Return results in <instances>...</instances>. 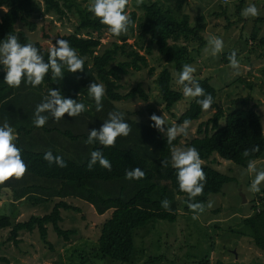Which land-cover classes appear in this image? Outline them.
Returning <instances> with one entry per match:
<instances>
[{
	"label": "trees",
	"instance_id": "1",
	"mask_svg": "<svg viewBox=\"0 0 264 264\" xmlns=\"http://www.w3.org/2000/svg\"><path fill=\"white\" fill-rule=\"evenodd\" d=\"M240 1L244 3V0ZM42 5L44 13L55 14L58 19L67 14L77 17L75 32L63 34L57 39H66L70 46L78 50L85 61L84 70L68 73L65 68L62 78L49 71L36 87L25 83L23 79L19 87H10L4 83V72L0 70V123L7 121L17 132L16 144L21 148L22 159L27 165L22 177H12L0 184V200H21L35 207L59 199L49 213L15 223L16 205L7 203L10 215L0 217V231L10 228L7 240L17 244L19 232H31L37 228L40 238L46 241L47 225L50 224L58 237L69 242L76 231L63 230L59 226L62 221L60 211L79 209L66 204L63 199H80L89 203L98 216L111 211L100 226L95 253L103 260L130 264L135 256L134 234L138 228L156 220L175 222L180 215L179 208L184 212L192 211L185 202L187 194L178 189L175 169L168 163L171 148L177 146L179 140L176 138L169 144L162 132L150 127L149 119L144 122L125 116L131 131L127 136H118L112 146L86 143L88 131L93 128L99 130L108 112H121L117 103L135 99L143 102L149 100V94L142 83H137L123 94L120 82L130 71L147 68L149 74H155L157 67L149 66V58L160 66L154 84L164 104L163 109L175 117L171 109L184 96L181 90L173 89L172 73L178 75L183 64H191L188 45L198 41L199 47H202L205 40L198 25L190 26L188 18L176 15L169 6L158 0L140 4L143 20L136 27L138 14L129 11V0L126 11L133 24L126 33L115 36L116 41L99 51L102 36L108 32L107 26L99 23V19L89 11L88 5H82L76 0H42ZM0 7L7 9L0 17V39L6 38L8 34L16 35L19 42L34 44L47 60L49 48L33 42L24 31L16 29L20 24L30 32L36 30L37 25L32 21L35 1L0 0ZM220 9L219 14L225 15L226 7ZM255 22L264 23V17L256 18ZM81 32H86L90 37H82ZM129 36L134 38L131 44L128 43ZM249 38L252 41L259 40V45L264 46V37H260L258 27H253ZM55 40H52L53 44ZM235 52L239 59L241 51ZM230 53L222 52L218 55L223 65H229ZM195 79L206 92L212 94L214 103L211 108L215 110L208 120L199 124L197 136L188 144L198 149L205 172L204 190L193 198V202L205 203L210 195L220 193L224 185L234 181L228 174L212 167L214 155L246 169L249 160L257 161L264 157V130L257 106H249L246 101H242L243 107L226 112L217 104V90L211 85L210 79ZM91 82L103 83L105 86L99 111L88 95L87 87ZM57 88L63 96L90 105L89 109L74 117H68L65 113L58 121L49 116L43 127H36L33 123L35 106L47 95L49 89ZM153 113L154 109H149V114ZM201 114L202 109L193 98L178 117L177 123L182 124L184 120L191 123L198 120ZM254 146L258 150L252 152ZM95 149H101L109 159L110 170L98 164L91 169L87 167L90 153ZM245 149L249 150L248 156L243 155ZM47 151H51L54 156H61L65 166L59 167L55 162L49 164L44 160ZM136 167L144 171V177L127 179L125 171ZM253 197L251 212L242 219V224L249 231L253 246L264 253V188L254 193ZM164 199L169 201L167 210L161 206ZM1 245L0 241V248ZM0 261L8 263L1 257Z\"/></svg>",
	"mask_w": 264,
	"mask_h": 264
},
{
	"label": "rangeland",
	"instance_id": "2",
	"mask_svg": "<svg viewBox=\"0 0 264 264\" xmlns=\"http://www.w3.org/2000/svg\"><path fill=\"white\" fill-rule=\"evenodd\" d=\"M34 1L35 13L32 21L37 25L36 30L30 32L20 24L16 26L17 30L24 31L33 42H38L45 48L51 47L53 39L75 32L77 26L75 15L67 14L58 19L55 14L43 12L42 0ZM76 1L88 6L91 3V0ZM147 1L150 0H130L129 11H136L138 14L136 27L143 20L140 4ZM158 1L169 6L176 15L188 18L190 26L198 25L205 45L199 47L198 41L188 45L192 58L191 65L197 70L196 77L201 79L210 77L211 85L217 90V104L226 112L243 107L242 101H246L249 106H257L256 110L261 115L264 130V46L259 45V40L252 41L249 38L255 26L260 29V37H264V23L255 22L256 18L264 17V0H244V4H241L240 0H228L226 3L222 0ZM249 3L257 5L258 16L245 18L241 15L243 8ZM222 7H226L225 15L219 14ZM6 10L0 7V17ZM209 34L222 38L224 48L220 53L241 51L238 59L241 65L239 74H234L229 65L221 63L218 56L220 53L215 57L210 55L207 47ZM80 35L88 36L86 32H81ZM133 39L129 36L128 43L131 44ZM116 40L111 33H104L99 51ZM149 66L157 67L155 74H149L145 68L141 71H130L120 81L123 94L137 83H142L149 94V100L143 102L135 99L117 103L116 106L129 119L146 122L150 116L149 109H154L158 116L164 117L165 126L180 125L177 119L193 98L184 96L183 100L171 109L175 117L165 112L154 84L160 66L151 58ZM172 76L173 89L181 90L176 84L177 74L173 72ZM214 112L211 107L209 110H202L199 119L189 124L187 134L177 136L179 142L176 147H187L190 140L197 136L199 124L208 120ZM213 159L215 161L212 167L228 174L234 181L224 185L220 193L208 197L203 203L205 209L197 219L192 218L193 211L184 212L179 208L180 215L175 222L156 220L138 228L134 234L135 256L130 264H264V253L253 246L249 231L242 224V219L250 214L253 206L251 201L255 198L254 193L249 191L251 177L246 169L230 161H225L217 155H214ZM255 163L257 168H264V157ZM178 199L182 200L181 197ZM58 201L59 199H53L49 203L35 207L20 202L17 204L19 206L14 223L27 221L31 216L41 217L49 213ZM63 201L79 209L60 211L62 221L59 222V226L63 230L76 231V234L70 237V241L65 242L58 237L50 224L47 225L46 241L40 238L38 229L34 228L31 232H19L16 244L7 240L10 228L4 229L0 231L2 242L0 257L6 259L8 263L0 261V264H120L103 260L95 253L100 226L111 211L98 216L92 206L85 201L75 198H66ZM179 204L181 205V201ZM8 213L6 205L1 204L0 217L10 215Z\"/></svg>",
	"mask_w": 264,
	"mask_h": 264
},
{
	"label": "clouds",
	"instance_id": "3",
	"mask_svg": "<svg viewBox=\"0 0 264 264\" xmlns=\"http://www.w3.org/2000/svg\"><path fill=\"white\" fill-rule=\"evenodd\" d=\"M129 0H91L89 11L94 17L99 19V23L107 26V31L114 36L126 33L129 26L133 24L130 14L126 11ZM241 15L245 18L259 15L257 5L249 3L243 8ZM207 47L210 55L215 57L224 48L221 37L209 34ZM84 58L79 55L78 50L70 46L66 39H56L48 50V58L45 60L43 54L32 43L19 42L16 35L8 34L6 38L0 39V70L4 72L3 81L10 87H19L22 79L25 83L36 87L41 84L45 75L51 73L62 78L63 70L68 73H77L84 70ZM228 63L234 74H239L241 67L237 59L236 52L233 51L228 56ZM196 68L191 64H183L176 77V84L181 87L182 94L188 98H195V102L202 110H209L214 103L211 93L205 91L200 83L195 79ZM89 97L94 101L95 108L99 111L102 108L101 100L105 94L103 83H90L87 87ZM90 105H86L81 100L63 96L60 89H49L40 103L35 106L33 123L36 127H43L49 116L54 120H60L66 113L68 117L78 116L87 111ZM150 127L164 133L167 142H172L178 135H186L190 124L189 120H184L182 124L165 126L166 121L162 115L155 113L149 116ZM131 128L124 118V113L111 111L107 114V119L102 123L99 130L93 128L88 131V144L98 143L102 146H112L116 138L127 136ZM17 132L7 121L0 123V184L12 177L20 178L25 172L27 165L22 159L21 148L16 144ZM258 150L254 146L251 151ZM244 156L249 155V150L245 149ZM49 164L55 162L59 167H64L65 162L61 156H54L51 151H47L43 156ZM170 166L175 169L177 186L180 191L187 194L185 201L187 207L193 211L192 218L197 219L198 215L205 209V205L199 201L193 202V198L199 196L205 185V172L202 168L203 160L196 147H176L171 148ZM98 164L104 169H111V162L103 154L101 149H95L90 153L87 167L91 169ZM246 172L250 175L249 191L252 193L261 192L264 188V168H257L253 160L247 163ZM145 173L136 167L125 171V177L131 180L142 179ZM164 209L169 208V201H161ZM210 207V205H209Z\"/></svg>",
	"mask_w": 264,
	"mask_h": 264
},
{
	"label": "crops",
	"instance_id": "4",
	"mask_svg": "<svg viewBox=\"0 0 264 264\" xmlns=\"http://www.w3.org/2000/svg\"><path fill=\"white\" fill-rule=\"evenodd\" d=\"M244 4V3H243ZM211 64V62L210 63H208V66ZM198 69V68H197ZM196 73H197V70H196ZM195 73V74H196ZM194 77H196L195 75H194ZM205 78H210V77H205ZM23 203V201H16V202H13L12 200H5V199H1L0 200V205L2 204V206L4 205H6L7 203H13V204H15L16 205V210L18 209V206L19 205H17L18 203ZM4 208V207H3ZM93 208V207H92ZM6 209H7V211H9V209H10V207H8L7 205H6Z\"/></svg>",
	"mask_w": 264,
	"mask_h": 264
},
{
	"label": "built area",
	"instance_id": "5",
	"mask_svg": "<svg viewBox=\"0 0 264 264\" xmlns=\"http://www.w3.org/2000/svg\"><path fill=\"white\" fill-rule=\"evenodd\" d=\"M222 2L226 3V2H228V0H222Z\"/></svg>",
	"mask_w": 264,
	"mask_h": 264
},
{
	"label": "water",
	"instance_id": "6",
	"mask_svg": "<svg viewBox=\"0 0 264 264\" xmlns=\"http://www.w3.org/2000/svg\"><path fill=\"white\" fill-rule=\"evenodd\" d=\"M242 198H243V201H245V199H244V197L242 196Z\"/></svg>",
	"mask_w": 264,
	"mask_h": 264
}]
</instances>
